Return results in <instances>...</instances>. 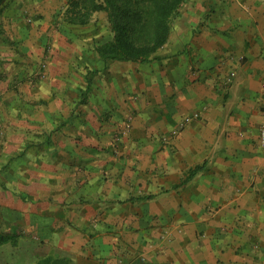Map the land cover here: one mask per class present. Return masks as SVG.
Here are the masks:
<instances>
[{"label":"crops","instance_id":"0c3cea01","mask_svg":"<svg viewBox=\"0 0 264 264\" xmlns=\"http://www.w3.org/2000/svg\"><path fill=\"white\" fill-rule=\"evenodd\" d=\"M69 1L0 0V264H264V0H185L107 64Z\"/></svg>","mask_w":264,"mask_h":264},{"label":"trees","instance_id":"16d2710c","mask_svg":"<svg viewBox=\"0 0 264 264\" xmlns=\"http://www.w3.org/2000/svg\"><path fill=\"white\" fill-rule=\"evenodd\" d=\"M185 0H70L65 19L85 23L94 11H105L112 38L97 46L105 63L145 62L152 59L168 40L174 16ZM191 169L176 185H184L199 170ZM15 234L0 230V245L14 240ZM33 264H70L67 258L47 256Z\"/></svg>","mask_w":264,"mask_h":264},{"label":"built area","instance_id":"2783aa9c","mask_svg":"<svg viewBox=\"0 0 264 264\" xmlns=\"http://www.w3.org/2000/svg\"><path fill=\"white\" fill-rule=\"evenodd\" d=\"M263 90H264V82H263ZM129 127H130V117L127 120L125 132H127ZM257 145L260 148V150L264 152V103L262 105L261 119L258 127Z\"/></svg>","mask_w":264,"mask_h":264},{"label":"rangeland","instance_id":"374dc122","mask_svg":"<svg viewBox=\"0 0 264 264\" xmlns=\"http://www.w3.org/2000/svg\"><path fill=\"white\" fill-rule=\"evenodd\" d=\"M8 1H14V0H8ZM18 1L23 2L24 0H18ZM24 14L27 16V15H28V11L25 10V11H24ZM27 20H28V21L30 20V18H29L28 16H27ZM126 125H127V121H126V124H125L124 128L122 129L121 133H125ZM3 166H4V164H2V162H0V172H1V170L3 169ZM1 168H2V169H1Z\"/></svg>","mask_w":264,"mask_h":264}]
</instances>
